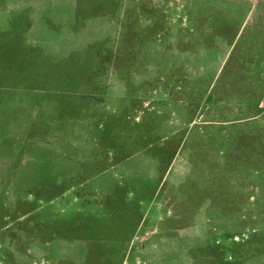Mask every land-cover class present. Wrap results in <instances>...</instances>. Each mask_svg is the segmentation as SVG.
<instances>
[{
    "label": "rangeland",
    "instance_id": "374dc122",
    "mask_svg": "<svg viewBox=\"0 0 264 264\" xmlns=\"http://www.w3.org/2000/svg\"><path fill=\"white\" fill-rule=\"evenodd\" d=\"M0 264H264V0H0Z\"/></svg>",
    "mask_w": 264,
    "mask_h": 264
}]
</instances>
